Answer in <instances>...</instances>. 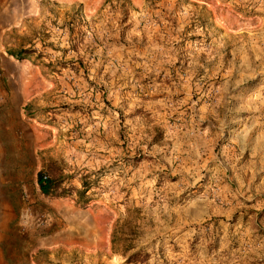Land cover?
Returning <instances> with one entry per match:
<instances>
[{
  "label": "rangeland",
  "instance_id": "1",
  "mask_svg": "<svg viewBox=\"0 0 264 264\" xmlns=\"http://www.w3.org/2000/svg\"><path fill=\"white\" fill-rule=\"evenodd\" d=\"M231 42L264 0H0V264H264V159L220 135H264V76Z\"/></svg>",
  "mask_w": 264,
  "mask_h": 264
},
{
  "label": "crops",
  "instance_id": "2",
  "mask_svg": "<svg viewBox=\"0 0 264 264\" xmlns=\"http://www.w3.org/2000/svg\"><path fill=\"white\" fill-rule=\"evenodd\" d=\"M231 45L233 58H236L238 62L236 68H232L233 71L239 72L241 70V76L247 77L248 79L264 76V42H231ZM246 52L250 54L251 58L249 60L245 58ZM226 94L227 91L225 90L224 96H226ZM223 106L225 110L231 112V103L226 102L224 105H216V107ZM255 123H258V121H255ZM234 126H236V128H234ZM244 128H246L244 122L235 123L232 122V120H226V123L222 126V130L225 134L220 135L224 137V143L227 144L232 142L235 144L237 149L242 152V157L244 156L250 165H259V167H261L262 164L260 162L254 164L253 160L264 159V135L257 133H249L247 135V132H242ZM254 129L256 130L257 128Z\"/></svg>",
  "mask_w": 264,
  "mask_h": 264
},
{
  "label": "trees",
  "instance_id": "3",
  "mask_svg": "<svg viewBox=\"0 0 264 264\" xmlns=\"http://www.w3.org/2000/svg\"><path fill=\"white\" fill-rule=\"evenodd\" d=\"M24 52H17L15 54H11L12 56H14L16 59H19L21 54H23ZM36 184L38 186V189L40 191L41 194L43 195H55L57 194V189H58V182H56L55 178H45L43 179L42 174H39L37 177V181ZM85 193V189L81 190V191H77L76 194L78 195V197H81L82 194Z\"/></svg>",
  "mask_w": 264,
  "mask_h": 264
},
{
  "label": "bare ground",
  "instance_id": "4",
  "mask_svg": "<svg viewBox=\"0 0 264 264\" xmlns=\"http://www.w3.org/2000/svg\"><path fill=\"white\" fill-rule=\"evenodd\" d=\"M136 3H138L140 0H134Z\"/></svg>",
  "mask_w": 264,
  "mask_h": 264
},
{
  "label": "built area",
  "instance_id": "5",
  "mask_svg": "<svg viewBox=\"0 0 264 264\" xmlns=\"http://www.w3.org/2000/svg\"><path fill=\"white\" fill-rule=\"evenodd\" d=\"M43 179H45V177H43Z\"/></svg>",
  "mask_w": 264,
  "mask_h": 264
}]
</instances>
